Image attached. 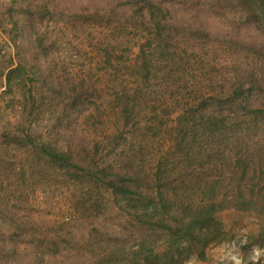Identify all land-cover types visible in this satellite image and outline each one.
<instances>
[{
	"label": "rangeland",
	"instance_id": "obj_1",
	"mask_svg": "<svg viewBox=\"0 0 264 264\" xmlns=\"http://www.w3.org/2000/svg\"><path fill=\"white\" fill-rule=\"evenodd\" d=\"M196 1L195 23L210 33L182 37L176 62L161 59L147 72L130 45L141 0H0V264H125L134 242L158 235L130 221L110 188L52 163L26 135L71 150L78 162L100 149L116 168L141 175L189 112L191 126L215 112L225 128L207 146L197 141L195 160L180 164L194 176L185 193L215 210L234 237L185 264L264 262V246L246 245L264 227L251 210L264 193V93L249 92L245 79L243 89L233 85L236 53L227 43L264 49V31L236 22L237 0ZM126 103L135 106L136 128L119 117ZM205 181L217 184L214 198H202Z\"/></svg>",
	"mask_w": 264,
	"mask_h": 264
},
{
	"label": "trees",
	"instance_id": "obj_2",
	"mask_svg": "<svg viewBox=\"0 0 264 264\" xmlns=\"http://www.w3.org/2000/svg\"><path fill=\"white\" fill-rule=\"evenodd\" d=\"M141 1L144 3L139 10L142 24L139 25V21L136 20L133 25L134 30L136 29L140 34H136L130 43V45L137 43L139 47L137 54L140 59L139 63L135 64L139 70L147 72L156 70L161 66V59L164 61L170 59L175 63L180 53L182 37L189 34L196 36L199 33L207 36L210 33L204 29V24L195 23L193 11L199 3L196 0ZM177 1L183 4L185 11H180V8L175 6L174 3ZM237 1L243 4V7L233 16L236 22L238 24L254 22L264 31V12L261 6L264 0ZM199 12L197 9L196 14ZM195 39L200 37L196 36ZM200 43L202 41L198 44L193 42V51L197 52V49L198 51L201 49L197 48ZM227 43L231 44L232 50L234 49L233 54L236 53L233 56V66L236 69L233 85L241 84L242 86L239 87L241 90L246 81L249 84V92L258 89L260 94L264 93V49L242 43L236 38H231ZM244 50L248 53L247 62L239 56ZM183 51L187 49L184 48ZM118 113L125 124L132 123L134 128L140 125L135 117L134 105L126 103ZM214 113L208 116L201 114L197 126H191L188 117L191 112H189L185 116L186 119H181L178 124L179 130L174 143L156 159L150 170L144 172L143 167L139 165L144 172L141 175L138 172L140 170L134 166L127 170L122 167L116 168L111 163V157L106 159L105 156H100V149H97L94 155L91 153L90 161H87L91 155L89 153L86 154L83 162H78L71 150L59 149L49 142L39 141L29 135H26V140L40 148L52 163L74 167L86 180L110 188L117 207L127 213L130 221L158 233L156 237L147 236L134 242L119 261L125 264H185L193 256L204 260L209 246L234 237V234L226 229L224 221L215 210L205 207L203 201L196 202L194 196L185 193L188 190L185 184L193 181L194 176L187 178L185 174L187 170L180 166L182 163L187 167V161L191 163L195 160L197 141L207 146L209 141L222 135L225 120L218 119ZM125 153L126 148L118 154L115 153L114 157L118 160L117 156L121 157ZM204 183L205 185L200 188L202 198H214L217 184L215 181ZM181 187L182 189L179 190ZM253 191L251 189L252 194ZM261 197L263 199L255 202L251 210L263 217L264 193ZM247 237L248 247L254 245L263 247L264 227ZM248 264H264V262L256 261Z\"/></svg>",
	"mask_w": 264,
	"mask_h": 264
}]
</instances>
